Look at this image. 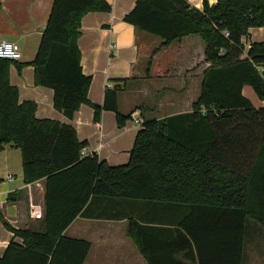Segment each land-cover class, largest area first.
<instances>
[{
    "label": "trees",
    "instance_id": "obj_1",
    "mask_svg": "<svg viewBox=\"0 0 264 264\" xmlns=\"http://www.w3.org/2000/svg\"><path fill=\"white\" fill-rule=\"evenodd\" d=\"M111 11L106 0H55L31 65L35 85L54 91V108L66 118L88 105L96 122L111 110L123 128L132 113L118 111L120 89H108L103 106L91 102L92 77L83 73L78 45L82 19ZM124 21L160 38V48L191 35L204 40L211 67L192 111L142 121L128 165L109 166L82 156L86 143L72 126L38 119L34 102L21 103L10 67L25 65L0 59V152L18 148L25 183L45 181L38 230L10 227L0 210V221L21 240L10 242L0 264H84L90 243L64 232L97 195L223 211L238 250L232 264H241L246 222L264 228V108L243 94L250 86L264 101V42L248 44L250 30L264 27V0H203L201 10L189 0H137ZM188 223L182 226L190 233ZM135 234L143 252L139 228Z\"/></svg>",
    "mask_w": 264,
    "mask_h": 264
},
{
    "label": "crops",
    "instance_id": "obj_2",
    "mask_svg": "<svg viewBox=\"0 0 264 264\" xmlns=\"http://www.w3.org/2000/svg\"><path fill=\"white\" fill-rule=\"evenodd\" d=\"M54 1L0 0V42L17 43L22 58L16 62L25 65L21 71L16 64L10 67V83L18 88L21 103L37 105L38 119L59 121L76 130L79 142L86 143L84 158L97 156L109 166H126L141 129L133 117L160 120L192 111L204 73L211 67L206 61V44L200 36L191 35L160 48V38L124 21L137 0H106L112 6L110 13L92 12L82 19L78 41L81 66L83 73L92 77L91 102L103 106L106 91L118 87V111L132 113V119L119 128L116 113L104 110L96 122L94 109L82 105L70 120L54 108V91L35 85L31 65ZM189 2L203 8V0ZM209 2L214 5L217 0ZM263 37L264 28L252 29L248 44L264 42ZM243 94L256 108H264L252 87L245 86ZM0 179V210L5 223L17 230H38L45 216V181L25 183L18 148L7 145L0 152ZM33 206L42 211V218L33 217ZM183 221L189 222L190 233L184 230ZM229 224L228 215L209 206L189 208L97 195L64 236L90 243L84 264H232L238 250L232 244ZM136 228L143 252L135 240ZM248 237L254 239L248 241ZM12 240L21 243L0 221V257ZM241 264H264V228L253 220L246 222Z\"/></svg>",
    "mask_w": 264,
    "mask_h": 264
},
{
    "label": "built area",
    "instance_id": "obj_3",
    "mask_svg": "<svg viewBox=\"0 0 264 264\" xmlns=\"http://www.w3.org/2000/svg\"><path fill=\"white\" fill-rule=\"evenodd\" d=\"M228 36V35H227ZM22 58L21 48L17 43L2 41L0 42V59L20 61ZM133 123L141 128L142 120L137 117H133ZM31 213L35 218H42V211L37 207L33 206Z\"/></svg>",
    "mask_w": 264,
    "mask_h": 264
},
{
    "label": "rangeland",
    "instance_id": "obj_4",
    "mask_svg": "<svg viewBox=\"0 0 264 264\" xmlns=\"http://www.w3.org/2000/svg\"><path fill=\"white\" fill-rule=\"evenodd\" d=\"M264 28V27H263ZM259 29V28H258ZM259 35H260V32L258 33V37H259ZM151 36V35H150ZM152 38H155V37H153V36H151ZM264 38V37H263ZM155 39H157V38H155ZM157 46V45H156ZM178 46H174L173 48L175 49V48H177ZM158 48H159V46H158ZM157 49V48H156ZM177 96V93H175V95H173V97H176ZM168 102H171V98L169 99V101ZM251 239H254V237L252 238V237H248V241H251Z\"/></svg>",
    "mask_w": 264,
    "mask_h": 264
}]
</instances>
